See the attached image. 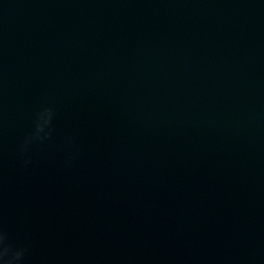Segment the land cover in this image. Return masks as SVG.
Wrapping results in <instances>:
<instances>
[{
	"label": "water",
	"instance_id": "water-1",
	"mask_svg": "<svg viewBox=\"0 0 264 264\" xmlns=\"http://www.w3.org/2000/svg\"><path fill=\"white\" fill-rule=\"evenodd\" d=\"M0 264H264V0H0Z\"/></svg>",
	"mask_w": 264,
	"mask_h": 264
}]
</instances>
